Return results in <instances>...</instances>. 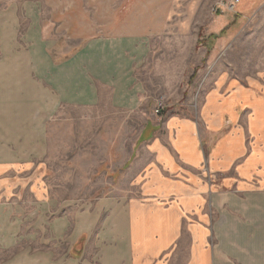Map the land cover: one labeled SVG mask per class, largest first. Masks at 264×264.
<instances>
[{
	"label": "crops",
	"instance_id": "obj_1",
	"mask_svg": "<svg viewBox=\"0 0 264 264\" xmlns=\"http://www.w3.org/2000/svg\"><path fill=\"white\" fill-rule=\"evenodd\" d=\"M40 1L21 36L20 12L0 14V264H264V76L210 73L194 114H155L138 74L175 0ZM63 107L140 116L115 174L129 194L55 195L48 130Z\"/></svg>",
	"mask_w": 264,
	"mask_h": 264
},
{
	"label": "rangeland",
	"instance_id": "obj_2",
	"mask_svg": "<svg viewBox=\"0 0 264 264\" xmlns=\"http://www.w3.org/2000/svg\"><path fill=\"white\" fill-rule=\"evenodd\" d=\"M39 2L0 0V14L20 12L21 36L33 18L31 15L40 14ZM224 2L175 0V11H166L164 16L160 13L162 25L150 61L138 74L146 84L150 101L158 107L183 104L194 114L200 101V85L210 73H226L242 83L263 78L264 0H239L234 11L217 10ZM47 3L51 9L54 3ZM45 8L42 3L41 13ZM48 9L40 15L44 20L49 18ZM24 11L33 12H28L32 13L28 17ZM78 14L84 24L93 22V11ZM55 30L51 28L52 36L57 34ZM81 45L75 42L70 46L75 50ZM140 123L139 115L107 107L89 110L63 107L48 130L47 183L52 185L55 195L82 201L101 194L112 197L129 194L125 189L128 177L120 179L115 174L122 170V156L131 151ZM107 156L111 157L110 173L104 174L101 166L108 163ZM20 247H15V251H20Z\"/></svg>",
	"mask_w": 264,
	"mask_h": 264
},
{
	"label": "built area",
	"instance_id": "obj_3",
	"mask_svg": "<svg viewBox=\"0 0 264 264\" xmlns=\"http://www.w3.org/2000/svg\"><path fill=\"white\" fill-rule=\"evenodd\" d=\"M239 3V0H225L224 3H221L219 5L218 9H223V10H227V11H234L235 10V6H237V4ZM214 12H216V9H214ZM160 113V109L159 107L155 109V114Z\"/></svg>",
	"mask_w": 264,
	"mask_h": 264
}]
</instances>
